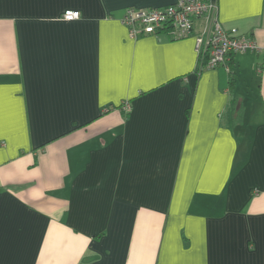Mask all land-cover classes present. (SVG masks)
<instances>
[{
    "label": "crops",
    "instance_id": "1",
    "mask_svg": "<svg viewBox=\"0 0 264 264\" xmlns=\"http://www.w3.org/2000/svg\"><path fill=\"white\" fill-rule=\"evenodd\" d=\"M174 1L0 0V264H264V48L121 21ZM212 1L264 45V0Z\"/></svg>",
    "mask_w": 264,
    "mask_h": 264
},
{
    "label": "built area",
    "instance_id": "2",
    "mask_svg": "<svg viewBox=\"0 0 264 264\" xmlns=\"http://www.w3.org/2000/svg\"><path fill=\"white\" fill-rule=\"evenodd\" d=\"M212 0H175L163 8L148 10L125 8L121 21L132 35L137 32L154 33L164 31L173 37H185L194 33L196 55H205L203 66L215 67L225 63L231 53L264 48L254 38L241 34L236 27H226L214 14ZM79 16L78 9H66L65 19ZM203 18L204 27L194 30L196 18Z\"/></svg>",
    "mask_w": 264,
    "mask_h": 264
},
{
    "label": "trees",
    "instance_id": "3",
    "mask_svg": "<svg viewBox=\"0 0 264 264\" xmlns=\"http://www.w3.org/2000/svg\"><path fill=\"white\" fill-rule=\"evenodd\" d=\"M163 30L167 31L166 29H163ZM231 55H233V53L230 54V57H231ZM196 59H197V65H202L204 63L205 55H203V56L199 55L196 57Z\"/></svg>",
    "mask_w": 264,
    "mask_h": 264
},
{
    "label": "rangeland",
    "instance_id": "4",
    "mask_svg": "<svg viewBox=\"0 0 264 264\" xmlns=\"http://www.w3.org/2000/svg\"><path fill=\"white\" fill-rule=\"evenodd\" d=\"M255 74H256V73H255ZM255 74H254V75H255Z\"/></svg>",
    "mask_w": 264,
    "mask_h": 264
}]
</instances>
